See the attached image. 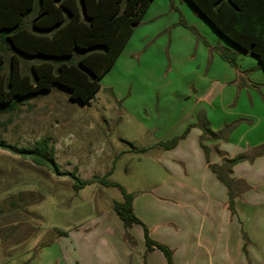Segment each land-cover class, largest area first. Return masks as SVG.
I'll list each match as a JSON object with an SVG mask.
<instances>
[{"label": "rangeland", "instance_id": "rangeland-1", "mask_svg": "<svg viewBox=\"0 0 264 264\" xmlns=\"http://www.w3.org/2000/svg\"><path fill=\"white\" fill-rule=\"evenodd\" d=\"M226 49L239 51L188 0H155L90 104L55 84L0 110V143L49 138L63 171L100 177L76 189L0 146V264H168L145 227L176 264H264V69L241 51L234 66ZM202 139L213 163L248 157L233 203ZM117 185L145 227L125 226Z\"/></svg>", "mask_w": 264, "mask_h": 264}, {"label": "trees", "instance_id": "trees-1", "mask_svg": "<svg viewBox=\"0 0 264 264\" xmlns=\"http://www.w3.org/2000/svg\"><path fill=\"white\" fill-rule=\"evenodd\" d=\"M152 1L80 0V7L74 8L66 0H0V110H13L23 99L50 92L55 84L66 88L70 99L90 104L101 87V79L116 63ZM188 1L221 36L256 57L264 69V0ZM34 10L37 14L30 25L26 17ZM83 16L88 20L84 21ZM237 55L227 49L221 53L234 66ZM192 126L165 147L176 146ZM206 126L209 137L225 135L226 130L214 132L209 123ZM203 140L201 145L208 159L210 149ZM0 146L30 158L39 166L51 167L59 176H71L76 189L100 179L95 175L92 180H86L75 170L63 171L49 138L40 140L34 147L4 141ZM247 158L245 155L225 158L222 164H210L208 159L213 172L228 187L231 203L237 195L235 186L240 182L232 177L233 166ZM101 180L112 184L106 176ZM117 186L124 199L115 203V209L125 226L144 225L135 212L133 195ZM145 236L149 249H160L168 264H174L172 250L151 239L147 227Z\"/></svg>", "mask_w": 264, "mask_h": 264}, {"label": "crops", "instance_id": "crops-1", "mask_svg": "<svg viewBox=\"0 0 264 264\" xmlns=\"http://www.w3.org/2000/svg\"><path fill=\"white\" fill-rule=\"evenodd\" d=\"M61 1H63V0H61ZM154 1H155V0H153L152 3H153ZM66 2H67L68 5H70V6L74 7V8H76V7L79 8L80 5H81V4H80V0H66ZM47 3H48V4H51V2H49V1H48ZM55 3H56V2H55ZM152 3H151V5H152ZM56 4L58 5V3H56ZM38 6H39V4L37 3V4H36V7H38ZM150 7H151V6H150ZM150 7H149V8H150ZM148 10H149V9H148ZM148 10H147V11H148ZM146 13H147V12H146ZM36 14H37V12H36V10H34V11L30 12L29 15L26 17V20L30 23V25L32 24V20L35 18V15H36ZM144 16H145V15H144ZM143 18H144V17H143ZM83 19H84V21H87V20H88L85 16H83ZM134 32H135V30H134ZM133 34H134V33H133ZM132 36H133V35H132ZM132 36H131V37H132ZM130 39H131V38H130ZM127 44H128V43H127ZM126 46H127V45H126ZM126 46H125V47H126ZM236 47H237L238 50H239V51H236L237 53L240 52V51H241V52H244V51L241 50L238 46H236ZM124 49H125V48H124ZM123 51H124V50H123ZM123 51H122V53H123ZM233 52H234V51H233ZM122 53H121V54H122ZM244 53H245V52H244ZM120 56H121V55H120ZM120 56H119V57H120ZM118 59H119V58H118ZM118 59H117V60H118ZM116 62H117V61H116ZM114 65H115V64H114ZM114 65H113V66H114ZM258 66H259V68H261V67H260V63H259V61H258ZM261 69H262V68H261ZM104 76H105V75H104ZM104 76H103V77H104ZM179 145H180V143H177V145L174 146L173 148L165 149V150H168V151L175 150L176 148H178ZM208 147H209V146H208ZM209 149H210V147H209ZM211 154H212V150L210 149V153H209V156H208V159H209V161H210V164H222V163L224 162V159H225V158H231V157H228L227 155H222V156H221V157H222V161H220L219 163H213V162L211 161V159H210ZM221 157H220V158H221ZM220 158H219V159H220ZM208 159H207V164L209 165V163H208ZM220 160H221V159H220ZM239 164H240V162L233 166V172H234V168L237 167V166H239ZM210 168H211V167H210ZM212 171H213V170H212ZM213 173H214V172H213ZM214 174H215V173H214ZM215 175H216V174H215ZM232 177H233V173H232ZM217 178H218V177H217ZM233 178H234V177H233ZM234 179H235V178H234ZM240 179H241V178H240ZM228 194H229V190H228ZM240 199H241V198H240ZM242 199H244V197H243ZM137 214H138V213H137ZM140 218H141V220L145 221L142 217H140ZM144 223H145V222H144ZM154 250H155V248L153 249V251H154ZM153 251H152V252H153ZM176 262H177V261H176V256H175V258H174V264H176ZM185 263H187V262H185Z\"/></svg>", "mask_w": 264, "mask_h": 264}]
</instances>
